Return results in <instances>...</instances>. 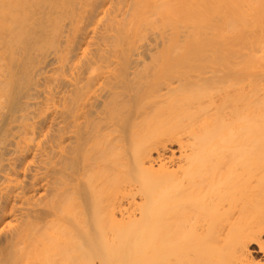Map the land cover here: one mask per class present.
<instances>
[{
  "label": "bare ground",
  "instance_id": "1",
  "mask_svg": "<svg viewBox=\"0 0 264 264\" xmlns=\"http://www.w3.org/2000/svg\"><path fill=\"white\" fill-rule=\"evenodd\" d=\"M258 3L0 0V264H260Z\"/></svg>",
  "mask_w": 264,
  "mask_h": 264
},
{
  "label": "rangeland",
  "instance_id": "2",
  "mask_svg": "<svg viewBox=\"0 0 264 264\" xmlns=\"http://www.w3.org/2000/svg\"><path fill=\"white\" fill-rule=\"evenodd\" d=\"M258 4H260V3H258ZM261 4H263V3H261ZM260 4V5H261ZM260 5H257L258 6V8H260ZM246 8V7H245ZM243 9L245 12L248 10V8H246V9ZM261 9V10H260ZM260 9H258V11H260L261 13L263 12V14H264V8L262 7V5H261V8ZM256 11H257V7H256ZM258 14V13H257ZM257 16H259V15H257ZM263 15H261L260 16V18L262 17ZM263 18V17H262ZM261 18V19H262ZM261 19H259V20H261ZM248 21V20H247ZM258 21V20H257ZM257 21H255L254 22V24H252L253 26H252V29H253V31L255 32L256 31V33L255 34H257V35H255V34H253V31H252V33H251V30L252 29H250L251 28V25L250 26H248V28H246L247 29V31H245L246 29L245 28H243L244 30H243V32H246V33H248V31H249V33L251 34H247V36H246V34L245 33H243V37H244V41H245V46H248L247 45V43H248V40H249V42L251 41V39H252V37L253 38H255L254 36H257V37H259L262 41H260L257 37V39H258V41H257V43H255L256 45L255 46H259V48H264L263 46H261V44H263L264 42H263V35H264V19L262 20V21H260V22H258V24H257V29L256 30H254V28H255V25H256V22ZM246 22V21H245ZM245 22L243 23V24H245ZM250 22H252V21H250ZM247 23V22H246ZM260 25V26H259ZM245 26H246V24H245ZM258 30V31H257ZM258 32V33H257ZM253 34V35H252ZM248 36L249 37H251L250 39L248 38ZM261 36H263V37H261ZM248 38V39H247ZM253 39V40H257V39ZM245 39H247V40H245ZM252 40V41H253ZM251 43V45H252V43L253 42H250ZM254 45V44H253ZM252 45V46H253ZM261 46V47H260ZM256 48V50L258 49L257 47H255ZM255 48H254V46H253V50L256 52V50H255ZM263 52H261V50L260 49H258L257 50V53H259L260 54V56L258 55V54H256V53H253L252 55H249L248 57H250L249 59H248V57H247V59L246 60H248V61H246L245 60V62L244 63H248V65H247V67L249 68V70L247 71V67L245 68V71L244 70H241L243 73H240V74H242V75H244V76H242L243 78H245L246 79V81H245V79L243 80V81H241V82H239L240 80H239V77H241V76H239L238 75V82L240 83L239 84V86L238 87H240V85L241 84H243V85H241V90H243V88H244V90L245 91H243L246 95H244L245 97H242L243 99H244V101H243V99H242V101L244 102V103H242V105H241V111H242V113L243 114H241V116L244 118V120L242 119V117H241V119H242V121H241V124L242 125H244V126H242V129H244V130H242V131H245V132H243L242 133V137H243V146H242V152L241 153H243V154H241V155H243L242 156V158L244 157L245 159H248V160H245L244 158V160H243V163H244V166H248L247 168H246V170H248L249 171V168L251 167V165L250 164H252V169L250 168V172H247V173H251V171L253 172V175H251L252 177H254V179L256 180V179H258V175L259 174H256V173H254V171H255V168L257 169V168H259V166H261V165H264V103H262V98L264 99V97H262V95L260 94L261 92H260V89H259V91H258V85H257V82L255 81L256 80V78H254V77H257L258 75H259V71H261L262 69L261 68H263V66H264V50H262ZM255 56V58H254V56ZM257 55V56H256ZM251 57H252V59H251ZM246 57H243V60L245 59ZM262 58V59H261ZM259 59H261V60H259ZM243 60H242V62H243ZM254 60H256V62L254 61ZM252 61H253V63H252ZM241 62V63H242ZM262 62V63H261ZM243 63V65H245L246 66V64H244ZM251 63H252V66L253 67H251L250 65H251ZM255 63V64H254ZM257 63V64H256ZM242 65V66H243ZM257 65H259V66H257ZM261 65V66H260ZM245 66H243V68L245 67ZM256 66V67H255ZM258 67V68H257ZM242 69V68H241ZM251 69V70H250ZM259 69V70H258ZM253 71V73H251V72ZM248 73V75H246L247 73ZM249 72H250V74H252V75H250L249 74ZM255 72V73H254ZM258 73V75H256L257 73ZM240 78L241 80L243 79V78ZM248 77V78H247ZM252 77L253 78V81H252V78L250 79V78ZM248 81L250 82V81H252V83L253 82H255V84H256V86H255V84H253L254 86H252L253 88L251 89L250 88V84H251V82H250V84L248 83ZM243 82V83H242ZM247 83H248V85H247ZM250 85V86H249ZM256 87H257V89H256ZM260 92V93H259ZM243 93V94H244ZM260 95H261V98H260ZM249 97V98H248ZM256 97V98H255ZM254 98V99H253ZM264 102V101H263ZM245 148V149H244ZM244 150H245V152H244ZM246 153V154H245ZM245 155H247L246 157H245ZM245 161V162H244ZM247 161H248V163H247ZM245 163H247V164H245ZM257 167H256V166ZM255 167V168H254ZM262 168V170L264 169V167L262 166L261 167ZM260 168V169H261ZM254 170V171H253ZM256 171H258V172H260V175L261 174H263V173H261V172H263V171H259V169H257ZM256 174V175H255ZM260 175H259V177H260ZM256 176V177H255ZM264 178H262V180H263ZM254 180V181H255ZM262 180H260V181H262ZM259 181V182H260ZM264 181V180H263ZM259 182L257 183V181H256V183H255V186L256 185H259ZM253 183V184H254ZM263 183V182H262ZM261 183V184H262ZM260 184V185H261ZM264 184V183H263ZM262 184V185H263ZM260 185H259V187H260ZM257 187V189L255 190L256 192L260 189V188H258V186H256ZM262 189V188H261ZM263 191V190H262ZM262 191H261V193L258 191L257 192V198H259L260 197V195H259V197H258V193L259 194H263L262 193ZM256 198V197H255ZM260 200V199H259ZM261 200H262V197H261ZM260 200V201H261ZM259 201L257 200V203H258ZM256 203V202H255ZM256 205V204H255ZM260 205V204H259ZM257 206V205H256ZM261 207V208H260ZM260 207L258 208V210H259V212H257V213H259V216H260V214H261V212L260 211H262V216H264L263 214H264V212H263V210H264V205H263V203H262V205H260ZM262 209V210H261ZM264 246V245H263ZM255 249V248H254ZM254 261L255 262H260V264H262V263H264V257H262V255L261 254H255L254 255Z\"/></svg>",
  "mask_w": 264,
  "mask_h": 264
}]
</instances>
